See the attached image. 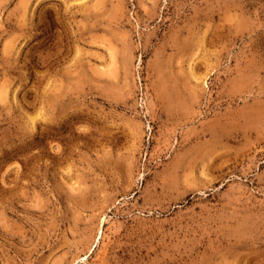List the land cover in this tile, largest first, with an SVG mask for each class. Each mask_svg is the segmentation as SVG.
<instances>
[{"label":"rangeland","instance_id":"1","mask_svg":"<svg viewBox=\"0 0 264 264\" xmlns=\"http://www.w3.org/2000/svg\"><path fill=\"white\" fill-rule=\"evenodd\" d=\"M0 264H264V0H0Z\"/></svg>","mask_w":264,"mask_h":264}]
</instances>
